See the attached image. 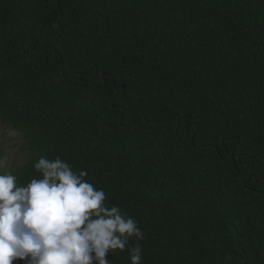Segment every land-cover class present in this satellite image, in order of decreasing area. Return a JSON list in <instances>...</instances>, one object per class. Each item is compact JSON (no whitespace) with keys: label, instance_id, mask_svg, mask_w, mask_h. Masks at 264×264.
<instances>
[{"label":"trees","instance_id":"1","mask_svg":"<svg viewBox=\"0 0 264 264\" xmlns=\"http://www.w3.org/2000/svg\"><path fill=\"white\" fill-rule=\"evenodd\" d=\"M0 123V172L86 170L143 264H264V0H0Z\"/></svg>","mask_w":264,"mask_h":264},{"label":"clouds","instance_id":"2","mask_svg":"<svg viewBox=\"0 0 264 264\" xmlns=\"http://www.w3.org/2000/svg\"><path fill=\"white\" fill-rule=\"evenodd\" d=\"M33 167L41 178L26 186L0 172V264H109L117 250L128 252L130 264H143L137 221L108 207L86 170L75 172L59 157H41Z\"/></svg>","mask_w":264,"mask_h":264},{"label":"rangeland","instance_id":"3","mask_svg":"<svg viewBox=\"0 0 264 264\" xmlns=\"http://www.w3.org/2000/svg\"><path fill=\"white\" fill-rule=\"evenodd\" d=\"M0 150L2 151L0 161L4 165L0 168L2 171L21 166L28 158L22 136L2 123H0Z\"/></svg>","mask_w":264,"mask_h":264},{"label":"water","instance_id":"4","mask_svg":"<svg viewBox=\"0 0 264 264\" xmlns=\"http://www.w3.org/2000/svg\"><path fill=\"white\" fill-rule=\"evenodd\" d=\"M44 1H46V0H44ZM79 80H80V78H79Z\"/></svg>","mask_w":264,"mask_h":264}]
</instances>
